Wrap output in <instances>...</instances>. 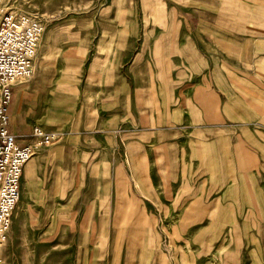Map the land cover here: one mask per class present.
I'll return each mask as SVG.
<instances>
[{"label": "rangeland", "instance_id": "374dc122", "mask_svg": "<svg viewBox=\"0 0 264 264\" xmlns=\"http://www.w3.org/2000/svg\"><path fill=\"white\" fill-rule=\"evenodd\" d=\"M6 1L16 12L37 17L44 25L33 58V76L14 86L15 91L27 90L25 124L56 132L60 138L39 147L32 158L60 144L74 119H85L91 94L83 86L88 83L89 56L98 51L97 42L110 46L114 39H121V48H130L131 55L144 48V38L167 31L162 22H195L199 15L207 21L221 20V4L210 0ZM253 5L252 0H234L228 8L235 22L246 25L264 14ZM126 42L132 45L126 46ZM73 46L85 55L76 75L70 73L68 60ZM251 55L248 67L258 68L262 61L257 52L254 60ZM125 63L129 65V60ZM186 63L190 68V61ZM185 79L186 86L192 87L196 78ZM262 94L259 90L244 92L252 101ZM88 148L84 155L78 152L77 171L70 174L54 176V166L41 158L33 180L29 165L25 166L9 235L0 248V264H253L254 257L260 258V253H250L254 243L248 239L256 227L244 217L248 201L254 206L251 182L260 184L264 193V171L251 173V180L243 172L231 173L233 177L227 176L217 188L211 173L154 172L149 175L155 188L145 189L147 174L139 165L134 199L118 194L120 203L105 204V197L111 195L106 176L112 174L101 170L97 146ZM179 180L182 187L178 189ZM199 181L204 188L211 187V196H201L205 189L194 188ZM51 183L69 185L68 195L74 203L65 205L62 199H54L66 194L59 188L51 190ZM234 186H238L239 196L227 195ZM182 198L185 204H179ZM195 199L205 206L191 209Z\"/></svg>", "mask_w": 264, "mask_h": 264}, {"label": "crops", "instance_id": "0c3cea01", "mask_svg": "<svg viewBox=\"0 0 264 264\" xmlns=\"http://www.w3.org/2000/svg\"><path fill=\"white\" fill-rule=\"evenodd\" d=\"M210 1L221 4L220 21H207L199 15L195 22H162L167 31L144 38L140 52L130 55V48H121V39H114L112 47L106 42L96 43L98 51L89 56L88 83L83 86L91 94V105L85 111L87 118L74 119L60 144L43 150L25 164L29 165L33 180L41 158L54 166V176L70 174L77 171L78 152L84 155L88 147L95 145L101 170L112 174L106 176L111 195L105 197V204L120 203L118 194L134 199L139 165L140 171L147 174L145 189L155 186L149 175L154 172L211 173L216 176L217 188L226 178L233 177L231 173L243 172L251 180V173L264 171V14L241 25L233 20L228 8L234 0ZM252 1L257 11H264V0ZM70 50V73L76 75L85 55L78 46ZM256 52L262 64L258 68L248 67L249 55L254 60ZM123 60H129V65ZM187 61L190 68H186ZM187 77L196 78L192 87L186 86ZM255 90L263 93L261 100L259 95L254 101L244 95ZM26 91H15L13 86L8 113L9 131L20 144L34 141L33 127L25 124ZM181 183L179 180L178 189ZM202 183L199 181L194 188H204ZM57 188L65 190L66 195L54 199H62L65 205L74 203L68 195L69 185L51 183V190ZM237 188L229 189L227 195L239 196ZM249 188L254 189V206L248 201L244 220L256 227L248 235L254 243L250 253H260L253 264H264V193L260 190L263 187L251 182ZM204 189L198 194L212 195L208 184ZM197 199L191 203V209L204 205ZM182 201L183 198L179 204Z\"/></svg>", "mask_w": 264, "mask_h": 264}, {"label": "built area", "instance_id": "2783aa9c", "mask_svg": "<svg viewBox=\"0 0 264 264\" xmlns=\"http://www.w3.org/2000/svg\"><path fill=\"white\" fill-rule=\"evenodd\" d=\"M43 30L41 19L16 12L6 0H0V248L9 235L24 165L39 147L60 138L35 125L34 141L20 144L8 128L14 83L33 76V58Z\"/></svg>", "mask_w": 264, "mask_h": 264}, {"label": "bare ground", "instance_id": "6f19581e", "mask_svg": "<svg viewBox=\"0 0 264 264\" xmlns=\"http://www.w3.org/2000/svg\"><path fill=\"white\" fill-rule=\"evenodd\" d=\"M19 82H21V81H19ZM15 87V86H14ZM25 166H27V165H25ZM26 167H24V169H25ZM23 174H24V172H23ZM19 201V200H18ZM16 208V207H15ZM15 210V209H14Z\"/></svg>", "mask_w": 264, "mask_h": 264}]
</instances>
